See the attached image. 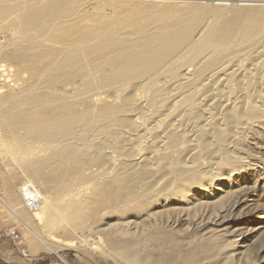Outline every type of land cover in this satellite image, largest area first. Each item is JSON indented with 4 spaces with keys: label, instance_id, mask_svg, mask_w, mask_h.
<instances>
[{
    "label": "rangeland",
    "instance_id": "obj_1",
    "mask_svg": "<svg viewBox=\"0 0 264 264\" xmlns=\"http://www.w3.org/2000/svg\"><path fill=\"white\" fill-rule=\"evenodd\" d=\"M260 22L264 26V0H0V218L5 223L0 264H129L120 251L107 247L109 236L131 239L146 264H173L178 256L174 250L183 256L196 252L198 264H264V119L255 122L250 143L242 145L261 163L258 168L219 170L214 180L201 179L179 197L157 201L137 214L118 212L112 199L119 195H112L104 207L91 197L98 187L113 188L107 184L113 153L123 160L117 166L130 164L123 156L131 146H125L121 128L130 129L139 104L152 105L153 90H169L182 82L184 63L210 64L196 71L205 78L226 56L254 62L253 53L264 48V30L254 31L248 42L242 39ZM219 24L232 37L228 54L213 61L211 54L195 47L204 46ZM173 26L193 28L189 50L160 64L154 78L129 81L119 76L113 84L115 65L146 48L160 52L168 47ZM77 55L83 59L75 63ZM96 79L101 87L91 86ZM138 91L144 93L142 99L136 98ZM106 108L116 114L95 118ZM65 117L74 122L69 130H31L38 122L59 124ZM118 120L124 124L107 128ZM189 148L186 144L184 151ZM203 153L204 163L214 155L212 149ZM87 178L95 187L70 204L72 186ZM118 179L130 181L127 174ZM28 180L45 196L37 212L18 210V192ZM26 225L46 234L54 251L39 247ZM121 231L124 235L117 234ZM166 235L176 248L152 240ZM234 238L245 240L234 244Z\"/></svg>",
    "mask_w": 264,
    "mask_h": 264
},
{
    "label": "bare ground",
    "instance_id": "obj_2",
    "mask_svg": "<svg viewBox=\"0 0 264 264\" xmlns=\"http://www.w3.org/2000/svg\"><path fill=\"white\" fill-rule=\"evenodd\" d=\"M261 28L264 30V26L260 22L256 28L246 30L242 42L250 41L254 31ZM173 30L175 35L165 49L155 52L151 48H146L115 65L117 77L113 80V84L119 81V76H125V80L129 81L154 78L159 75L160 64L174 55L184 53L185 49L189 50L187 46L195 36L193 28L173 26ZM231 37L232 31L219 24L210 32L208 42L204 46H196L195 51L203 50L206 54H211L213 61L219 60L228 54ZM253 58L254 62L243 60L242 56L234 55L232 58L226 56L223 64L216 63L205 78L196 74V71L203 67V63L187 62L183 65L182 82L169 90H153L155 103L147 106L141 102L133 115L130 131H124L128 129L127 127L121 128L125 146H131L128 156L126 154L123 156L126 160L129 159L127 161L130 164L124 162L117 166V161L123 160L114 153L110 156L113 166L110 169L111 175L107 184L114 185L112 189L98 187L91 193V197L98 203V206L104 207L111 202L109 199L112 195H119L112 199V202L117 205L118 212L120 214H137V212H143L148 207H152L157 201L165 202L179 197L190 189V186L197 187L201 179L214 180L219 170L231 168V173H234L243 168H258L261 163L242 147V145L250 143L249 130L251 127L255 122L264 119V48L254 52ZM82 59L83 55H77L73 58V62L78 63ZM139 59H143L145 62L139 64ZM209 65L206 64V67H203L204 70ZM124 66L128 69L126 72L125 68H122ZM131 66L134 68L129 71ZM235 68L239 69V74H234L237 72ZM96 81L97 79L92 80L91 86L101 87L102 84ZM146 81L149 85L150 81ZM142 88L144 89V87ZM135 96L137 99H142L139 97L145 95L138 91ZM163 103L166 104L164 113L160 114L159 111L163 109ZM187 112L193 113L190 116ZM115 114L110 108H106L96 114L95 118L107 119ZM88 124L89 122L85 123L80 127V130H83ZM122 124L124 121L118 120L107 128ZM73 125V120L65 117L59 124L38 122L31 127V130L36 134H42L45 131L52 132L54 129L69 130ZM174 129H181L182 133L172 132ZM103 130L110 129L103 128ZM121 143L122 140L118 141L116 146H121ZM186 144H189L191 148L184 151ZM196 149H198L197 152ZM206 149H212L214 155H208V160L204 163L202 158L205 156L203 152ZM145 150L149 151L145 153ZM173 153H177L176 158L170 156ZM181 155H183L182 158L178 160ZM238 163L241 166H237ZM98 165L101 166L100 163ZM83 166L82 163L79 167L81 172H83ZM121 174L129 175L130 181L123 183L121 179L117 180ZM88 179L80 181V185H86L84 189L78 183L72 186L69 194L70 204L78 202L84 196L87 197L89 190L95 187V183H90ZM25 186H31L38 190L32 180H28L23 187ZM23 187L20 189V193L18 192L22 198V205L18 210L39 211L41 206L38 210L26 207L22 195ZM5 206L7 207V205ZM17 212L16 209L10 210L11 215L24 224L25 221ZM25 228L38 241L39 247L54 251L42 230V233H39L31 230L27 225ZM117 234L124 235V232L121 231ZM171 238L166 235L154 237L152 240L156 243L155 245H172L176 248L177 245ZM234 240L236 241L233 243L237 244L244 241L245 238H234ZM37 245L35 244V246ZM232 246L233 244L230 245V247ZM107 247L112 251H120L121 257L126 259L129 264H146L140 255L138 246L133 244L131 239L119 240L115 236H109ZM92 253L102 255L98 252ZM174 253L178 256L173 264H198L200 261L199 255L194 254L196 252H190L186 256H183L184 252L177 250H174ZM103 262L105 260H102Z\"/></svg>",
    "mask_w": 264,
    "mask_h": 264
},
{
    "label": "built area",
    "instance_id": "obj_3",
    "mask_svg": "<svg viewBox=\"0 0 264 264\" xmlns=\"http://www.w3.org/2000/svg\"><path fill=\"white\" fill-rule=\"evenodd\" d=\"M2 35L0 36V48L3 45ZM40 191L36 190L34 187L25 186L22 189V195L24 196V203L27 208L38 210L43 202V199L40 195Z\"/></svg>",
    "mask_w": 264,
    "mask_h": 264
},
{
    "label": "crops",
    "instance_id": "obj_4",
    "mask_svg": "<svg viewBox=\"0 0 264 264\" xmlns=\"http://www.w3.org/2000/svg\"><path fill=\"white\" fill-rule=\"evenodd\" d=\"M5 223L2 221V219L0 218V239H1V234H2V228H3V225H4ZM1 249V248H0Z\"/></svg>",
    "mask_w": 264,
    "mask_h": 264
}]
</instances>
